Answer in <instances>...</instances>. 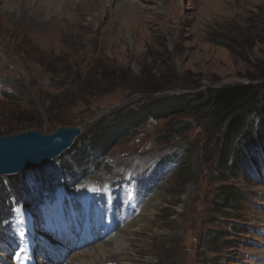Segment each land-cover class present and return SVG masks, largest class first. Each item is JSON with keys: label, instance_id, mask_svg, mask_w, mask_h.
Returning <instances> with one entry per match:
<instances>
[{"label": "rangeland", "instance_id": "rangeland-1", "mask_svg": "<svg viewBox=\"0 0 264 264\" xmlns=\"http://www.w3.org/2000/svg\"><path fill=\"white\" fill-rule=\"evenodd\" d=\"M262 69L264 0H0V137L51 134L65 122L90 135L116 114L156 101L261 83ZM156 83L162 91L153 93ZM2 91L19 99L7 101ZM203 116H149L93 165L81 167L71 148L30 172L2 176L0 191L19 182L30 199L7 200L0 264H12L22 214L41 217L39 201L67 194L94 212V192L124 195L131 184L135 196L112 201L122 212L118 204L142 196L138 212L124 211L129 216L113 235L93 234L92 244H78L87 250L64 264H264V152L255 164L228 171ZM178 124L189 129L168 140ZM71 209L79 213L77 205ZM43 214L55 221L59 211Z\"/></svg>", "mask_w": 264, "mask_h": 264}, {"label": "trees", "instance_id": "trees-1", "mask_svg": "<svg viewBox=\"0 0 264 264\" xmlns=\"http://www.w3.org/2000/svg\"><path fill=\"white\" fill-rule=\"evenodd\" d=\"M262 70L261 83L225 85L197 94H185L156 101L138 110H129L124 115L118 113L111 121L99 125L93 134L84 136L81 134L77 138L76 144L71 147L77 150L74 158L81 167L93 165L119 141L118 139L131 134L136 135L138 129L149 120L147 119L149 116L159 118L176 111L181 113L199 111L204 113L203 117L211 124L217 135L216 139L222 146L219 164L236 173L250 164H255L257 157L260 158L264 152V69ZM105 75L102 74L104 77ZM50 82L55 88L66 85L54 80ZM153 85L151 92L162 91L158 83ZM86 91L88 90L85 88L81 90L82 93ZM72 93L73 90L70 88L65 94ZM1 96L7 101L19 99L15 93L8 91H2ZM255 115L258 116L257 122L253 118ZM65 124L71 125L69 122ZM188 129L189 126L183 124L173 126L168 140L182 135ZM25 191L19 182H11L7 189L0 191V222H5V219L11 216V206L7 207V200L11 196L27 199Z\"/></svg>", "mask_w": 264, "mask_h": 264}, {"label": "water", "instance_id": "water-1", "mask_svg": "<svg viewBox=\"0 0 264 264\" xmlns=\"http://www.w3.org/2000/svg\"><path fill=\"white\" fill-rule=\"evenodd\" d=\"M82 133L83 127L61 126L51 134L34 130L0 137V178L51 163L69 150Z\"/></svg>", "mask_w": 264, "mask_h": 264}, {"label": "bare ground", "instance_id": "bare-ground-1", "mask_svg": "<svg viewBox=\"0 0 264 264\" xmlns=\"http://www.w3.org/2000/svg\"><path fill=\"white\" fill-rule=\"evenodd\" d=\"M65 2V1H64ZM57 159V158H56ZM137 200H135L134 202H131V203H128V204H118L117 207L120 208L121 211H128L129 214H134V213H137L138 212V208L142 206V196L140 197H137L136 198ZM146 201V200H145ZM92 244L91 243H88L87 241L84 242V247L88 246ZM86 249V248H84ZM96 249V248H95ZM101 249V248H100ZM87 250V249H86ZM101 252V251H100ZM118 253V252H117ZM113 255V254H112ZM96 256V255H94Z\"/></svg>", "mask_w": 264, "mask_h": 264}]
</instances>
